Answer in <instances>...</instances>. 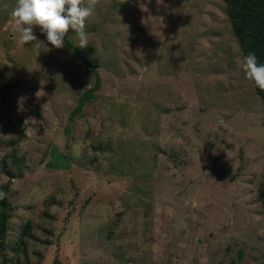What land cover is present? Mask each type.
Wrapping results in <instances>:
<instances>
[{"label": "rangeland", "instance_id": "1", "mask_svg": "<svg viewBox=\"0 0 264 264\" xmlns=\"http://www.w3.org/2000/svg\"><path fill=\"white\" fill-rule=\"evenodd\" d=\"M16 3L0 0V264H264V103L226 3L98 0L79 48L94 71L39 28L20 45Z\"/></svg>", "mask_w": 264, "mask_h": 264}, {"label": "clouds", "instance_id": "2", "mask_svg": "<svg viewBox=\"0 0 264 264\" xmlns=\"http://www.w3.org/2000/svg\"><path fill=\"white\" fill-rule=\"evenodd\" d=\"M83 3L84 0H17L11 15L18 43L37 41L34 29L39 28L48 43L61 49L71 29L78 39V48H86L89 43L86 20L93 14L98 0H87L86 7ZM241 63L246 78L264 91V64H258L255 53H249ZM3 196L0 193V198Z\"/></svg>", "mask_w": 264, "mask_h": 264}, {"label": "trees", "instance_id": "3", "mask_svg": "<svg viewBox=\"0 0 264 264\" xmlns=\"http://www.w3.org/2000/svg\"><path fill=\"white\" fill-rule=\"evenodd\" d=\"M223 1L227 5L228 16L232 22L235 35L238 37L241 43L245 57L249 53H255L258 64H264V0ZM64 44L73 50L82 64L92 71L95 70V65L86 58L84 53L78 47H75L66 38L64 40ZM99 88L100 81L99 77L97 76L95 87L86 92L83 97L80 98L76 108L72 112V116H76L81 113L85 103L91 101L94 98V92ZM255 90L264 103V91H261L256 86ZM3 168V171L7 172L5 164ZM1 207H6V201L4 197L0 198V208ZM0 217V232H4L6 230L7 217L1 213ZM27 231L28 230H26V232Z\"/></svg>", "mask_w": 264, "mask_h": 264}]
</instances>
